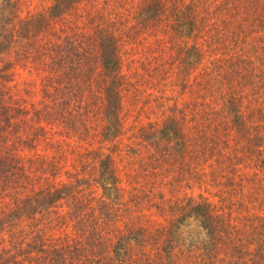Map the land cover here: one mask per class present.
<instances>
[{"label":"trees","instance_id":"trees-1","mask_svg":"<svg viewBox=\"0 0 264 264\" xmlns=\"http://www.w3.org/2000/svg\"><path fill=\"white\" fill-rule=\"evenodd\" d=\"M86 1L54 0L47 13L20 24L18 34L27 43L20 48L17 61L28 59L36 70L42 67L51 75L48 85L43 88L44 102L40 109L29 113L21 105L7 102L5 88L0 84V232L23 222H30L33 229L38 228L28 241L16 238L11 242V237L7 245H2L0 264H165L145 252L136 259L135 249L143 246V239H151L146 230L134 228V225L126 226L128 224L123 231L116 227L120 219L117 211L123 203H119L121 196L112 170L111 155H92L91 152L82 155L81 164L91 155L92 160L96 157L98 175L93 183L86 177L75 178L68 174V177L75 178L73 182L55 184L47 178L54 177L58 169L55 163L37 155L35 166L33 163L27 169L15 151L20 144L30 149L44 145L57 149L58 143L52 141L53 129L56 128L61 137L78 130L77 125L80 124L74 120V114L87 108L97 95L102 98L106 121L104 139L109 141L119 132L124 86L121 48L126 25L123 22L125 26H120L122 23L118 21L117 24L115 20L108 27H99L95 23L97 17L94 14L90 16L93 5L86 6L90 8L86 15L78 10L80 5L85 6ZM130 2L133 0H119L122 6ZM132 4L129 9H133V24L129 28L137 34L146 30L155 32L163 20H168V23L162 32L170 37L181 35L194 39V36L208 33L210 27L215 34L211 36L213 43L225 49L230 78L223 93L225 111L230 120L218 133H234L237 143L231 153L220 152L217 156L227 170L226 179L232 182L227 184L223 194L230 198L237 196L242 206L253 203L254 198L250 196L254 193L247 196L245 191L249 187L246 185H256L258 170L264 172V107H260L264 105V0H222L217 6H209L208 0H137ZM67 18L71 21L64 22L63 37L59 35L54 40L53 35L57 31L51 29L53 24ZM75 18L82 22V26L73 23ZM44 30L52 40L47 50L48 63L40 65L41 55L36 57L32 50L28 51L37 45L34 37ZM5 33L2 36L0 30L2 58L17 41ZM184 49V61L196 65L201 59L202 49L195 43ZM93 62L98 64L95 70ZM96 69L99 74L94 83ZM4 79H7V74H0V81ZM97 83L101 84L99 92L94 85ZM245 99L249 105L254 104L253 107L250 105L244 110ZM204 128L206 126H200L198 122L193 133L188 135L179 120L170 117L158 136L180 156L194 148L198 158L203 159L208 157V136L202 132ZM188 136H191L190 141L186 140ZM224 137V148H228L231 136ZM155 138L156 134L150 139ZM213 151L210 150L212 154ZM238 154L249 160V172L233 181L238 171L234 166L241 160ZM230 164L232 168H229ZM149 172L144 170L143 174L148 175ZM92 184L97 185L100 194L92 191ZM231 187L234 188L231 190ZM134 206L138 208V203ZM182 206L180 216L159 234L165 241L163 251L168 264L172 259L174 235L187 221L195 223L203 232L204 238L198 245L203 254L202 264H264V210L260 208L256 214L243 218L239 229L227 218L229 216L218 214L207 201L188 200ZM61 207L66 209L63 214ZM237 220L240 221L239 218ZM68 228L70 231L64 232ZM54 230L57 238L50 235ZM242 232H248V235ZM187 256L186 264L200 262L192 251Z\"/></svg>","mask_w":264,"mask_h":264},{"label":"rangeland","instance_id":"rangeland-1","mask_svg":"<svg viewBox=\"0 0 264 264\" xmlns=\"http://www.w3.org/2000/svg\"><path fill=\"white\" fill-rule=\"evenodd\" d=\"M93 1H86L85 6L80 5L78 10L83 11L85 15L91 11L90 16L97 17L96 25L108 27L115 20L117 24L118 21L122 23L120 26L124 25L123 22L126 25L125 33H123L124 45L121 48L124 61L121 74L124 77V86L119 112V132L109 141L104 139L103 131L106 121L103 116L102 98L97 95L90 100L87 108L74 114V120L80 124V126L77 125L78 130L67 132L61 137L57 129H53L52 141L58 143L57 149L52 150L45 145L30 149L25 144H20L15 151L17 156L23 159L27 169L33 163L35 166L37 155L55 163L58 169L54 177L47 176L50 182L55 184L73 182L75 178L82 176L93 183L98 175V165H96L97 161L95 163V156L92 160V155L96 153L100 156L111 155L112 170L121 196L119 203H123L120 208L122 211L118 209V214L116 213L120 218L116 227L123 231L128 224L126 226L134 225V228L146 230L151 239H143V246L135 249L136 259H140L143 256L141 252H145L144 254L148 256L151 254L156 259L159 258L160 262L168 264L166 253L163 251L165 241L159 237V234L168 229L170 224L180 216L182 205L188 200L207 201L214 206L218 214L229 216L227 218H230L240 229L241 222H244L243 218L251 213L256 214L260 208L264 210V172L258 170L259 177L256 185H246L249 188L246 189L245 194L248 196L249 193H254L250 196L254 198V202L246 204L248 211L246 206L239 203L237 196L230 198L223 194L227 190V184L232 182L226 179L227 170L225 165L219 163L222 159L217 156L220 152L231 153L237 138L235 139L236 135L232 132H226L225 135H222L223 132L218 133L226 128L230 120L225 111L223 93L230 74L225 49H222V45L213 43L211 36L215 34L211 32L210 27L208 33L194 36V39L181 35L170 37L162 32L164 25L168 23V20H163L155 32L146 30L144 33L137 34L129 28L133 24V9H129V6L131 8L132 3L137 0L124 4V7L119 4V0ZM221 1L208 0V5L217 6ZM53 2L54 0H0L2 36L5 31L7 36L17 40L8 54H5L3 58L0 57V74L4 76L7 74V79L0 81V84L5 88V100L21 105L29 110V113L41 108L44 102L43 88L48 85L51 75L42 67L36 70V66L28 59L17 61L20 48L27 43L21 40L18 33L22 21L47 13ZM86 6H91V10L89 11L90 8ZM68 18L66 21L61 20L53 24L51 29L57 31L53 35L54 40L56 36L62 35L64 22L71 21ZM74 22L82 26V22L76 18ZM46 31L34 37L37 45L28 51L30 53L32 50L33 56L36 57L41 55L38 62L40 65L48 63L49 60L47 50L50 48L52 37ZM194 43L202 49L201 59L196 65L187 63L183 57L186 54L184 48H189ZM92 64L95 70L98 64L97 62ZM98 74L96 69L93 74L94 83L98 80ZM98 83L94 84L96 92H99L97 90L101 85ZM86 96L85 93V101H87ZM243 104L244 110L254 105H249L246 99ZM260 107L263 108L264 105L261 104ZM170 117L179 120L188 135L193 133V127L198 122L200 126H206L202 132L208 136L207 158H198L199 155H196L194 148L180 156L179 153L171 150L170 145L164 144L165 141L158 134ZM22 118L28 117L22 116ZM155 134L156 138L151 141V136ZM226 135L231 136L228 148H224ZM190 138L191 136H188L186 140L190 141ZM213 149L214 154L210 152ZM87 152H91L92 155L84 160V164H81V157ZM237 156H240L241 160L234 166L238 171L233 181L238 180L239 175L249 172L247 171V166L250 165L249 160L245 159V155ZM228 166L232 168L231 164ZM144 170L150 171L148 175L143 174ZM212 170L215 172L213 173ZM229 172L232 173V171ZM68 174L76 177H68ZM47 184L48 182L45 183ZM96 186L92 184V191L100 194L101 191ZM135 203H138V208L134 206ZM60 205L63 206L62 203ZM65 211V207H61L60 212L63 214ZM36 228H31L30 222L6 228L0 232V247L7 245L11 237V242H15L16 238L23 239V242L28 241ZM66 230L70 231L68 228L64 232ZM242 233L248 235V232ZM50 235L57 238L56 230ZM203 238V232L193 222L187 221L185 225L178 228L172 241L170 264L188 263L186 259H188L189 251L200 259V262L196 264H202L203 254L198 245Z\"/></svg>","mask_w":264,"mask_h":264}]
</instances>
